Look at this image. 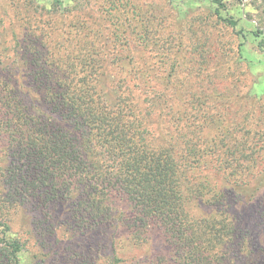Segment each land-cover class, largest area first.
Instances as JSON below:
<instances>
[{
	"label": "trees",
	"instance_id": "obj_1",
	"mask_svg": "<svg viewBox=\"0 0 264 264\" xmlns=\"http://www.w3.org/2000/svg\"><path fill=\"white\" fill-rule=\"evenodd\" d=\"M83 18L68 10L61 25L53 13H26L11 48L0 26V264H22L27 241L15 228L24 223L48 252L60 228L72 240H92L59 264H91L100 252L104 264H234L242 254L246 264H264V247L247 241L249 224L229 202L231 193L243 194L245 160L218 158L228 188L200 173L220 144L195 138L194 107V120L167 130L168 62L108 60L135 52L122 43L130 26L145 38L153 23L103 26L100 20L116 19L112 0ZM104 35L113 43H100ZM193 202L208 212H194Z\"/></svg>",
	"mask_w": 264,
	"mask_h": 264
},
{
	"label": "rangeland",
	"instance_id": "obj_2",
	"mask_svg": "<svg viewBox=\"0 0 264 264\" xmlns=\"http://www.w3.org/2000/svg\"><path fill=\"white\" fill-rule=\"evenodd\" d=\"M56 1L0 0V26L8 30L3 39L5 46H15V35L20 33L26 13L36 18L38 15L49 17L53 13L55 18L61 19L62 25L68 10H81L83 19L89 20L103 0H59L60 4H55ZM112 1H116V19L98 20L103 26L125 30L130 23L143 18L154 26L145 38L142 32L134 30V25L130 26L128 34L131 36L122 43H129L135 52L109 54L108 60H155L161 56L168 62L164 115L167 130L172 132L175 124L182 126L194 120L188 112L195 108L198 112L195 138L203 145L214 140L220 144L214 145L216 152L198 171L209 174L211 180L217 179L222 188H228L229 183L221 173L218 158L229 153L245 160L247 179L239 187L243 194L231 193L229 202L234 212L241 214L249 224L247 241L253 247L259 244L264 247V0ZM13 9L18 14L11 18L8 13ZM11 21L17 23L10 25ZM90 22L95 21L91 19ZM105 35L100 37V43H113L114 38ZM121 39L116 37V44ZM145 46L147 50L141 49ZM155 46L164 53L161 55ZM175 78L179 79L177 100L172 95ZM181 82L191 90L181 87ZM191 97L195 102L190 105ZM224 143L229 149L232 146L230 151L225 146L222 148ZM191 207L198 214L208 212V207L199 202H193ZM21 226L22 231L15 230L27 241L22 264H59L57 259L69 250L76 251L74 246L87 247L92 242L85 238L72 240L69 231L60 228L55 236L48 238L50 244L56 243V250L48 252L38 232L33 234L26 223ZM66 245L71 246L63 250ZM245 255L237 256L234 264H246ZM106 260L100 252L91 264H104Z\"/></svg>",
	"mask_w": 264,
	"mask_h": 264
}]
</instances>
